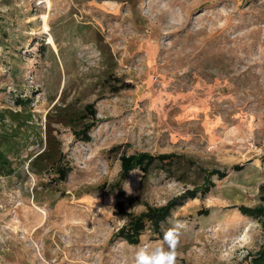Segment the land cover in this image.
<instances>
[{"label":"rangeland","instance_id":"obj_1","mask_svg":"<svg viewBox=\"0 0 264 264\" xmlns=\"http://www.w3.org/2000/svg\"><path fill=\"white\" fill-rule=\"evenodd\" d=\"M16 99L32 117L6 147L15 171L0 175V264H135L141 247L167 249L176 222V264H246L264 243L260 221L238 210L264 194V0H0V137L23 109ZM87 103L96 122L83 140L73 130ZM46 133L69 167L62 181L29 171L46 146L57 157ZM143 151L194 165H155L146 178L135 168L113 189L119 156ZM199 168L226 175L159 233L117 237L119 208L163 205L202 183Z\"/></svg>","mask_w":264,"mask_h":264},{"label":"trees","instance_id":"obj_2","mask_svg":"<svg viewBox=\"0 0 264 264\" xmlns=\"http://www.w3.org/2000/svg\"><path fill=\"white\" fill-rule=\"evenodd\" d=\"M118 80V79H117ZM130 84L122 82L119 87L112 86L114 91L120 88H128ZM29 100L23 101L22 99H16V105L22 106L23 109L20 111H14L9 115L8 131H4L0 137V175L13 174L15 169L12 167V161L8 156V152H12L10 147L17 140V132L22 130L26 124H30L31 112L27 108ZM82 120H86L79 129L73 130L76 137L82 138L83 140L89 139V130L94 126L96 122L95 109L92 103H87L84 106V112L79 116ZM5 115L0 113V122H3ZM46 133V141L52 139L55 142V158L48 146L42 151L37 153L29 160V171L38 175L43 171L50 168L53 169V173L56 175V181H62L65 179L69 167L63 165L61 161V149L60 143L55 137ZM6 148V149H5ZM53 158V159H52ZM183 160L189 165H194V162L187 156L177 154L174 152L151 154L149 152H137L132 154H121L119 156L120 169L118 179L112 184V188H119L120 183L125 179L128 173L137 168L142 172V178H146L149 174L150 169L159 165L164 167L165 170L169 171V168L173 166L176 161ZM239 165H234L233 169H238ZM202 175V183L194 188L187 189L183 194L171 198L163 205H145V209L138 212H127L123 208H119L121 205L118 203L120 214L126 218V222L116 232L117 237H121L129 243L136 244L139 242L140 235L145 229L150 228L153 232L159 233L161 223L171 214L172 210L177 206L181 205L187 198H194L198 194L205 195L210 188L214 185L212 176L215 175L217 178H222L226 175V170L219 168H199ZM264 193V186L260 187ZM238 210L245 215L256 217L261 224L262 231L264 233V194L260 197V202L253 206L238 205ZM246 264H264V243L253 252Z\"/></svg>","mask_w":264,"mask_h":264},{"label":"clouds","instance_id":"obj_3","mask_svg":"<svg viewBox=\"0 0 264 264\" xmlns=\"http://www.w3.org/2000/svg\"><path fill=\"white\" fill-rule=\"evenodd\" d=\"M184 228V224L176 222L173 227L164 233V242L168 247L165 249L163 245L155 249L141 247L136 252L135 264H176L177 255L176 246L179 242L180 230Z\"/></svg>","mask_w":264,"mask_h":264},{"label":"bare ground","instance_id":"obj_4","mask_svg":"<svg viewBox=\"0 0 264 264\" xmlns=\"http://www.w3.org/2000/svg\"><path fill=\"white\" fill-rule=\"evenodd\" d=\"M44 29H47V25H46V23H44ZM51 39V38H50ZM52 40V39H51Z\"/></svg>","mask_w":264,"mask_h":264}]
</instances>
